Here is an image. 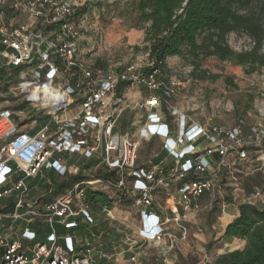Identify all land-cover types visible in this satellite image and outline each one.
<instances>
[{
    "label": "built area",
    "instance_id": "2783aa9c",
    "mask_svg": "<svg viewBox=\"0 0 264 264\" xmlns=\"http://www.w3.org/2000/svg\"><path fill=\"white\" fill-rule=\"evenodd\" d=\"M10 8L24 12L31 23L14 22L7 16ZM76 9L70 0H0V57L23 67L18 88L26 105L35 113L49 115L31 131L32 124L20 122L17 116L29 107L17 112L10 107L0 109V220H10L0 227V264H98L101 257H122L123 250L112 255L104 252L99 235H76L83 222L95 223L92 209L96 205L89 202L88 192L107 195L109 188L116 190L117 203L125 204V198L140 216L139 238L127 236L124 241L128 249L138 245L137 254L129 250L128 257L138 264L146 256L141 241L173 240L168 222L178 227L181 240L186 238L190 214L195 216L208 207L200 200L213 191L222 167H229L226 158L232 151L240 160L247 158L241 126L198 123L179 112L172 100L180 83L165 77L151 62L144 66L111 64L105 70L82 64ZM45 83L53 86L52 91L45 97L32 96L34 87ZM120 83L127 85L125 89H142L147 98L135 103L118 96ZM3 102L10 104L4 97ZM73 103L76 112L67 116ZM122 108L145 110L138 136L115 130ZM251 132L264 136L255 127ZM154 137L162 140V148L172 157L170 165H163L162 160L138 165L140 140ZM65 153L96 158L102 173L110 176H83L50 199L31 196L30 181L43 169L56 172L60 181L72 176L70 167L60 163ZM183 179L187 181L178 189L179 214L161 220L154 213L155 193L158 188L169 191L174 180ZM254 200L264 204L258 193L247 203L255 204ZM108 206L101 205L107 214ZM20 221L24 225L17 228ZM35 221L46 223L48 231L42 239L25 245L24 241L35 239L36 232L29 227Z\"/></svg>",
    "mask_w": 264,
    "mask_h": 264
},
{
    "label": "rangeland",
    "instance_id": "374dc122",
    "mask_svg": "<svg viewBox=\"0 0 264 264\" xmlns=\"http://www.w3.org/2000/svg\"><path fill=\"white\" fill-rule=\"evenodd\" d=\"M70 1L75 4V8L86 7V11L76 15L75 18L81 33L78 40V58L82 64L95 70L96 60L116 66L129 63L137 66L146 64L148 59L143 43L146 25L140 22L138 17L137 0ZM263 3L264 0H250L248 4L237 6L236 10L239 14L251 15L258 20ZM8 13L7 16L14 22L30 24L32 21L22 11H14L10 8ZM262 22L264 23V15ZM132 31L137 33L134 39L130 35ZM226 42L235 52L249 51L254 46L252 43L255 44L252 36L242 30L229 32ZM135 46L138 49H134ZM261 52H264V41ZM191 61V57L167 58L165 77H172L180 83L177 94L172 100L173 107L196 122L214 123L226 127L240 125L245 138L247 158L240 160L235 151H232L226 158L229 167H222L221 176L213 191L205 194L200 200L202 205H208V207L196 214L194 222L187 223L186 238L173 247H170L168 242L147 247L148 260H143L141 264H212L215 258L223 253L222 248L237 245L236 239L219 238L217 233L219 224L231 218L228 211L223 213L226 203H244L257 193L264 200V136L259 132L257 134L251 132L252 127L264 131V70L260 68L255 72L246 73L243 66L232 60L221 61L215 56H207L201 57L200 67L193 73ZM202 71L208 74H219L220 77L216 80H199L195 75ZM227 77L236 84V88L227 84L225 81ZM19 79L10 78L9 82H0V109L10 107L16 112L19 111L15 109L16 106L24 103L23 95H20L18 88L21 84ZM3 97L7 98L10 104L4 103ZM27 107L29 108L25 110V113L17 115L20 122L23 123L26 120L29 124L37 122L42 125L49 118L45 112L35 113L30 105ZM71 107L66 112L67 116L75 114L77 104L73 103ZM168 118H171V121L174 120L171 116ZM70 155L75 157L76 154ZM154 159L162 160L165 166L170 165L173 160L162 148L160 138L140 140L138 164H147ZM60 179L45 175L40 180L38 176L36 181L39 180V184L33 191L34 194L48 199L55 197L58 194L57 185ZM36 181L35 184H37ZM32 182L33 180L30 181ZM179 187V181L174 180L169 190L170 194L174 192L179 195ZM108 191L107 195L111 197L109 203L111 205L114 203L120 210L117 214L128 220L131 227L139 226L135 210L116 203L118 202L116 190L109 188ZM169 197L173 203L171 196ZM156 200L157 203L165 206V190L158 188L155 193V202ZM255 204L259 207L264 206L257 202ZM173 207L175 212H180L178 203H174ZM164 208L167 213L171 212L168 207ZM171 224V221L168 222V226L172 228ZM32 225V227L36 226L41 233L48 229L46 223L41 221ZM167 247L170 248L169 251ZM226 251L229 250L225 249L224 252Z\"/></svg>",
    "mask_w": 264,
    "mask_h": 264
},
{
    "label": "trees",
    "instance_id": "16d2710c",
    "mask_svg": "<svg viewBox=\"0 0 264 264\" xmlns=\"http://www.w3.org/2000/svg\"><path fill=\"white\" fill-rule=\"evenodd\" d=\"M250 0H137L136 10L140 22L144 25L143 43L148 62L161 70L165 75L167 58L172 56L191 57L193 73L200 67L201 57L215 56L221 61H234L243 66L246 73L264 70V52H261L264 41V3L260 18L239 14L236 7L248 4ZM86 11V7L76 9V15ZM242 30L252 36L255 41L253 48L245 52L233 51L226 42V36L231 31ZM200 39V41L198 40ZM134 49H138L137 46ZM149 68H144L147 71ZM195 75V74H194ZM199 80H216L219 74H208L205 71L195 75ZM227 84L236 88L230 78ZM126 84L120 83L116 94L121 96ZM252 99V97H250ZM16 106V110L22 108ZM154 159V163L158 162ZM145 165V164H143ZM113 175V174H112ZM96 176L109 177V174L97 173ZM83 176L78 173L62 180L57 185L60 192L71 181ZM187 181H179L180 186ZM88 200L91 205H109V197L101 191H89ZM123 202L129 201L123 198ZM229 220V219H228ZM226 220L223 224H225ZM237 238L244 240V246L237 240V245L222 248L212 264H264V206L240 203L238 215L229 221L219 238Z\"/></svg>",
    "mask_w": 264,
    "mask_h": 264
},
{
    "label": "crops",
    "instance_id": "0c3cea01",
    "mask_svg": "<svg viewBox=\"0 0 264 264\" xmlns=\"http://www.w3.org/2000/svg\"><path fill=\"white\" fill-rule=\"evenodd\" d=\"M130 35H131L132 39H134V37L137 36V33L132 31L130 33ZM0 48H1V46H0ZM94 64H95V67H97L96 70H105L111 65L110 63L109 64L108 63L106 64L103 62L101 63L99 60H96L94 62ZM113 65L116 66L115 64H113ZM118 67H120V66H118ZM91 69H93V68H91ZM93 70H95V69H93ZM22 71H23V67H14L9 63V61L7 59L0 57V82H9L10 78H21L20 72H22ZM52 88H53V86L49 85L48 83H45L42 88H41V85L39 87H34V89L32 90V96H34L36 98L37 97L38 98L45 97V95L49 91H52L51 90ZM42 89L45 90L42 93L44 96L42 94L38 95L39 93H41ZM122 96L124 98H126L129 102H135V103L141 102L147 98V94L144 91H142V89H139L136 86L124 89ZM144 118H145V110L132 109V108H122V109H120V111L116 117L115 130L117 132H119L120 134H130V135L136 137V136H138V130L141 127V122L144 121ZM198 123H200V122H198ZM40 126H41L40 123L37 124V122H35L34 124L31 125V127H33L31 131H35ZM62 157L64 158V161L60 160V163L66 164L67 166L70 167V172H71L70 176L76 175L78 173H80L82 176H93V175H97L98 172H100V171L102 172V170H103L102 166L99 164L98 160L96 158H93V157L76 156V155H75V157H72L69 153L63 154ZM159 162L160 161H158L156 163H159ZM137 163H138V161H137ZM138 165H143V164H138ZM45 175H48V176L51 175L54 178H56V177L60 178V176H58V174L56 172H54L52 170H47V169L41 170V172L38 176L41 180V178L44 177ZM36 178H33L32 179L33 182L31 183V185L33 186V191L35 190L36 186L39 184V180L36 181ZM64 180H66V179H64ZM35 181L37 184H35ZM59 183H60V181H59ZM106 193H108V192H106ZM33 194H34V192H32L31 196ZM169 196H171L173 203H171ZM165 200H166V203H165L164 207H168L169 211H171L170 213H167L165 211L166 208H164L162 205L157 203V200L155 202L154 213L157 216H159L161 220L165 217H168L169 215H170L169 217L172 218L176 214H179L173 210L174 209V207H173L174 203L177 204L179 201V195L175 194L174 192L170 194V191L165 190ZM170 203H171V207L169 206ZM118 204H120V203H118ZM239 204L240 203L231 204L228 202L224 206L223 213L225 211H228L231 214V218L225 224H221V223L219 224V228L217 231L219 236L223 232L226 224L238 215V205ZM123 205L127 206L128 208H131L127 204H123ZM108 207H109L110 212L107 214L105 211L102 210L101 205L93 206L92 214H93V217L95 218V223L92 225H88V224H85L83 222V224H81V226L77 229L76 235L77 236H84V235L89 236L91 233H93L95 235H99L100 240L102 241L101 249L104 252H107L108 254H111V255L114 253L116 254L117 252L122 251V250L125 251V254L123 255L124 257L123 256L117 257V260L114 259L113 256L110 258H106V257L98 258L97 259L98 264H134L133 262H130L128 260V257L131 253L137 254V252L139 251L138 245L134 244L133 247H131V249H128V245H126V243L124 241L127 238V236H131L135 239L139 238L137 235V232H138V229L141 227L140 216H139L136 209L131 208V209L135 210V212L138 215V219H139L138 220L139 226L136 225V226L131 227L130 226L131 224L129 223L128 220H127L128 221L127 222L125 220V218H123L122 215L117 214V212H120V210L117 209V206L114 205V203H113V205L109 204ZM195 217H196V215L194 216V215L190 214V216H189L190 221H188V222L189 223H191L192 221L194 222ZM128 219H130L129 216H128ZM160 219H159V221H160ZM36 222L37 221H35L33 223H36ZM9 223H10V220L8 218H4L3 220H0V227L2 225H8ZM33 223H31L29 225V227L31 230L36 232L35 239L33 241H24L25 245H28V244L30 245V244L34 243L35 241L42 239L45 236L46 232L48 231V229H46L41 233L36 226L32 227ZM187 223H186V225L189 224V223L188 224ZM23 225H24V222L20 221L17 224V228H21ZM38 226L41 227L39 224H38ZM171 226H172V233L174 234V238L172 241H170V240H160V241H156V242L141 241L142 247L144 248V251L146 252L147 247L158 245V244H161L162 242H165L164 244H166L168 242L170 247L176 246L177 243L179 241H181V239H180L181 233L178 230V227L175 226V224L172 223ZM233 239L241 241L242 244H241L240 248H242L244 246V243H245L244 240L237 239L235 237H233ZM126 249H128V251H126ZM129 250L131 251V253ZM167 250L169 251L170 248L167 247ZM143 260H146V261L148 260V254L147 253H146L145 257L139 258L138 264H141Z\"/></svg>",
    "mask_w": 264,
    "mask_h": 264
},
{
    "label": "flooded vegetation",
    "instance_id": "af4514ba",
    "mask_svg": "<svg viewBox=\"0 0 264 264\" xmlns=\"http://www.w3.org/2000/svg\"><path fill=\"white\" fill-rule=\"evenodd\" d=\"M22 104H18V106H21ZM27 107V105H24V106H22V108L21 109H19V110H23L24 108H26Z\"/></svg>",
    "mask_w": 264,
    "mask_h": 264
},
{
    "label": "bare ground",
    "instance_id": "6f19581e",
    "mask_svg": "<svg viewBox=\"0 0 264 264\" xmlns=\"http://www.w3.org/2000/svg\"><path fill=\"white\" fill-rule=\"evenodd\" d=\"M44 91H45V90H44V89H42V91H41V92L43 93Z\"/></svg>",
    "mask_w": 264,
    "mask_h": 264
},
{
    "label": "clouds",
    "instance_id": "9594fccd",
    "mask_svg": "<svg viewBox=\"0 0 264 264\" xmlns=\"http://www.w3.org/2000/svg\"><path fill=\"white\" fill-rule=\"evenodd\" d=\"M158 222H160V221L158 220Z\"/></svg>",
    "mask_w": 264,
    "mask_h": 264
}]
</instances>
